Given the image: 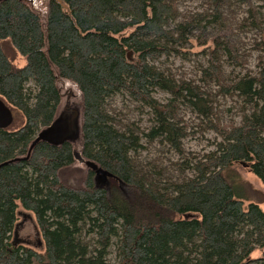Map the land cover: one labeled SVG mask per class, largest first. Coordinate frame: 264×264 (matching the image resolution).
<instances>
[{
	"label": "trees",
	"instance_id": "obj_1",
	"mask_svg": "<svg viewBox=\"0 0 264 264\" xmlns=\"http://www.w3.org/2000/svg\"><path fill=\"white\" fill-rule=\"evenodd\" d=\"M61 1H48L43 22L24 0H0V99L13 113L0 128V264H110L113 247L116 264H264V211L245 205L234 186L236 167L264 184V0L260 12L239 0L247 6L240 21L227 15V0L188 13L181 0ZM250 31L256 71L224 78L220 56L242 66L240 32ZM187 51L207 56L204 86L156 64ZM57 78L81 95L79 151L113 174L110 196L87 167L78 186L62 180L75 161L72 143L37 139L56 118ZM210 81L241 101L238 122L217 115ZM158 89L171 97L160 101ZM115 95L149 108V127L114 114L107 102ZM180 104L220 137L201 156L183 150ZM143 140L178 155L175 179L144 168ZM120 183L135 189L131 196ZM20 207L34 216L41 249L15 243Z\"/></svg>",
	"mask_w": 264,
	"mask_h": 264
},
{
	"label": "rangeland",
	"instance_id": "obj_2",
	"mask_svg": "<svg viewBox=\"0 0 264 264\" xmlns=\"http://www.w3.org/2000/svg\"><path fill=\"white\" fill-rule=\"evenodd\" d=\"M34 11H36L43 22L46 19L47 5L49 0H24ZM226 8L227 15H233L235 20H242L247 17V6L239 0H227ZM258 11H263L259 8L262 5L260 0H252ZM208 7L207 0H181L179 10L182 13L194 12ZM232 17V16H231ZM259 19V18H258ZM257 38L255 32H240L242 40L241 51L242 66L234 67L229 64L224 57L220 56V64L222 65V76L234 77L238 74H243L249 71H256V51L251 49V38ZM200 50V49H199ZM198 51V50H194ZM192 52H183V54H172L163 56L157 65L163 67L174 74L178 79H189L195 81L199 85H205L206 76L203 70L207 66L206 54H195ZM132 56V54H131ZM18 64L22 65L23 60L19 58ZM211 83L210 92L212 94L213 108L223 122L239 121V105L241 101L238 97H230L218 92L219 86ZM57 85L60 91L61 100L58 106L55 121L48 127L41 128L37 136L45 137L50 141L60 143L63 140L72 143L74 149L79 151L80 143V119H81V95L75 85L70 81L62 78H57ZM154 96L162 102L167 101L171 95L162 90L154 91ZM107 106L114 110V114L118 117H129L132 121L141 125L142 128L149 127L152 114L149 108L141 104L132 102L125 95H115L107 102ZM107 107V108H108ZM179 116L187 125V134L183 139V150L188 155L201 156L203 153L212 150L216 142L220 141V137L212 130L207 129L206 122L202 120L196 113L185 105L180 104L178 109ZM19 115L14 114L15 123L19 121ZM17 124V123H16ZM143 147L139 151V161L144 165L145 169H155L159 171H168L163 176V181L175 179L177 172L174 162L177 161L178 155L173 152L165 143L160 140L147 143L142 142ZM190 153V154H189ZM238 171V179L236 180L235 192L244 204L256 202L264 211V184L248 170L241 167H236ZM87 168L84 165H79L76 161L71 167L65 169L62 174V180L67 185L78 186L81 180L85 177ZM109 180L102 184L101 188H105L109 193ZM120 190L124 196H131L135 189L124 183H120ZM14 239L19 243H27L31 246L42 248L41 238L34 220V216L23 210L21 207L18 211V220L16 222ZM254 255H260L262 252L259 248L253 251ZM108 259L110 264H116L114 247L112 253H109Z\"/></svg>",
	"mask_w": 264,
	"mask_h": 264
},
{
	"label": "water",
	"instance_id": "obj_3",
	"mask_svg": "<svg viewBox=\"0 0 264 264\" xmlns=\"http://www.w3.org/2000/svg\"><path fill=\"white\" fill-rule=\"evenodd\" d=\"M57 1L62 4L61 0H57ZM127 57H128V59H131V52L130 51L127 52ZM54 121H55V119H54ZM12 122H13V113H12L11 109L0 99V128L8 127L12 124ZM37 139H43V140L48 141L49 143L56 144V145L65 141V140H63L62 142L57 143V142L50 141L49 139H47L45 137H41L40 135L37 136ZM72 153H73L74 160L79 165H84L85 167H87L88 169L93 171V173H94L93 181H94L95 187L101 188L102 184L108 182V177L113 176V174L111 172L102 168L96 162H94L90 159L84 158L82 156L81 152L78 151L77 149H73ZM240 163L244 167L248 166V164L245 162H240ZM187 216L188 215H185V217H187ZM16 242H17V240L15 239V243Z\"/></svg>",
	"mask_w": 264,
	"mask_h": 264
}]
</instances>
